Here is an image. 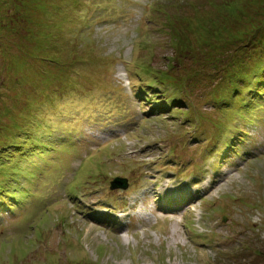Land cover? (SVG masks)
<instances>
[{
  "label": "rangeland",
  "instance_id": "374dc122",
  "mask_svg": "<svg viewBox=\"0 0 264 264\" xmlns=\"http://www.w3.org/2000/svg\"><path fill=\"white\" fill-rule=\"evenodd\" d=\"M263 18L0 0V264H264Z\"/></svg>",
  "mask_w": 264,
  "mask_h": 264
},
{
  "label": "trees",
  "instance_id": "16d2710c",
  "mask_svg": "<svg viewBox=\"0 0 264 264\" xmlns=\"http://www.w3.org/2000/svg\"><path fill=\"white\" fill-rule=\"evenodd\" d=\"M262 20H263V21L260 20L258 23L255 24V28H254L255 31H256V30H258V31H262V29H263L262 24L264 25V18H263ZM260 28H261V29H260ZM258 31H257V32H258ZM237 35H238V34L235 33V34L231 35V37L234 38V37L237 36ZM232 38H231V39H232ZM223 43H224V41H223ZM262 61H263V64H262V65H261V63H260L261 61H260V62L257 61L256 63H254V65H253L254 67H253L252 69L249 70V76L255 74L256 71H260V70L264 67V59H263ZM241 63H242V62H241ZM259 63H260V64H259ZM246 66H248V65H243V64H241L240 71H241V70H246V69H247ZM242 68H243V69H242ZM228 71H229V70H228ZM228 71H227V72H228ZM237 78H239V79H240V78L246 79L247 77L244 76V75H242V76L237 77ZM251 86H253V85H251ZM224 142H225L226 145L229 143V142H227V141H224ZM13 145H15V144H13ZM229 146H230V145H229ZM231 147H232V146H231Z\"/></svg>",
  "mask_w": 264,
  "mask_h": 264
},
{
  "label": "water",
  "instance_id": "95a60500",
  "mask_svg": "<svg viewBox=\"0 0 264 264\" xmlns=\"http://www.w3.org/2000/svg\"><path fill=\"white\" fill-rule=\"evenodd\" d=\"M128 182H127V178L124 176H114L111 180H110V187L111 188H116V187H121V188H125L127 186Z\"/></svg>",
  "mask_w": 264,
  "mask_h": 264
},
{
  "label": "bare ground",
  "instance_id": "6f19581e",
  "mask_svg": "<svg viewBox=\"0 0 264 264\" xmlns=\"http://www.w3.org/2000/svg\"><path fill=\"white\" fill-rule=\"evenodd\" d=\"M219 157H220V156H219ZM217 160H218V159H217ZM217 162H218V161H217ZM215 164H216V163H215ZM215 164H214V165H215ZM216 165H217V164H216ZM213 170H214V169H213Z\"/></svg>",
  "mask_w": 264,
  "mask_h": 264
}]
</instances>
